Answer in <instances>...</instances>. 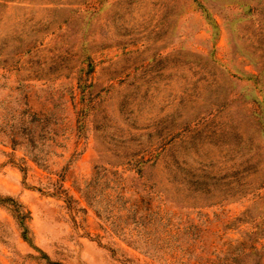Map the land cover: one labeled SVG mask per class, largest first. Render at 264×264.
Wrapping results in <instances>:
<instances>
[{
	"label": "rangeland",
	"instance_id": "rangeland-1",
	"mask_svg": "<svg viewBox=\"0 0 264 264\" xmlns=\"http://www.w3.org/2000/svg\"><path fill=\"white\" fill-rule=\"evenodd\" d=\"M0 264H264V0H0Z\"/></svg>",
	"mask_w": 264,
	"mask_h": 264
},
{
	"label": "trees",
	"instance_id": "trees-1",
	"mask_svg": "<svg viewBox=\"0 0 264 264\" xmlns=\"http://www.w3.org/2000/svg\"><path fill=\"white\" fill-rule=\"evenodd\" d=\"M21 218H22V216H21Z\"/></svg>",
	"mask_w": 264,
	"mask_h": 264
}]
</instances>
